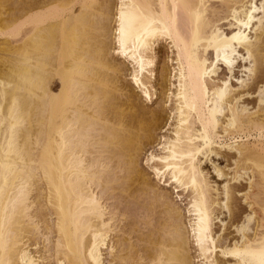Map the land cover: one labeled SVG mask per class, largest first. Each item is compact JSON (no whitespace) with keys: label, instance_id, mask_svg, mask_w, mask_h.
I'll use <instances>...</instances> for the list:
<instances>
[{"label":"bare ground","instance_id":"6f19581e","mask_svg":"<svg viewBox=\"0 0 264 264\" xmlns=\"http://www.w3.org/2000/svg\"><path fill=\"white\" fill-rule=\"evenodd\" d=\"M0 39V264H264V0H0Z\"/></svg>","mask_w":264,"mask_h":264},{"label":"rangeland","instance_id":"374dc122","mask_svg":"<svg viewBox=\"0 0 264 264\" xmlns=\"http://www.w3.org/2000/svg\"><path fill=\"white\" fill-rule=\"evenodd\" d=\"M0 41H1V39H0ZM163 44V45H162ZM162 44H160L159 45V47L158 46H155L156 47V54L158 55L154 60H155V62H154V65L152 66V68H154V71L152 72V75H151V79H150V83H151V85H153V88L151 89V92L152 91H154L153 89H155L156 88V93L152 96V102H147V101H145V104H144V100H143V96H141L140 94H142V93H140V92H138V88L136 89L134 86V88H135V90H134V92H137L136 93V95L137 94H139V99L137 98V100H139L140 102H143V105H145L146 107H150V108H156L158 105H157V103H158V100L160 101V99H159V96L156 98V94H158L159 95V87H158V83L160 82L159 80H160V78H159V76H158V74H159V71H160V66H161V64H163L164 62L165 63H167V59H166V57L168 56V55H170V52L168 51V45H167V43H162ZM158 47V48H157ZM166 51H167V53H166ZM165 52V53H164ZM166 54V55H165ZM162 57V58H161ZM113 58H114V55H113ZM116 59V58H115ZM164 61H163V60ZM116 60H118V61H121L122 59H116ZM162 62V63H161ZM168 64V63H167ZM169 67H170V62H169ZM157 66V67H156ZM238 70L236 71L237 73H236V76L238 75H244V72L243 71H241L240 69L241 68H237ZM131 69L129 68V70L127 71V72H129ZM128 76V75H127ZM125 77V82L127 83V84H130L129 83V79H128V77ZM236 79H233V83H235L236 81H235ZM159 81V82H158ZM158 82V83H157ZM263 83L262 82H259V84L258 85H262ZM131 85V84H130ZM129 85V87H131ZM158 91V92H157ZM256 95V93H253V95L252 96H249L248 98L250 99H248V98H246L245 96H243L242 97V99H241V101L242 100H244L245 102L244 103H247L248 104V107L250 108V107H252L253 106V103H252V101H251V99L253 98V100L254 99H256L257 97L255 96ZM142 97V98H141ZM248 101H247V100ZM143 100V101H142ZM147 102V103H146ZM240 104H242L241 102H240ZM163 133V132H162ZM161 132L160 133H157L158 135L157 136H159L160 134H162ZM148 147V146H147ZM146 147V148H147ZM154 147H148L147 149H145V150H143V152H142V156H141V160H140V166H141V168L143 169V170H145V171H148V168H147V166H146V164H145V158H146V156H147V154H148V152H150L151 150H153V151H155L156 149V147L153 149ZM158 148H157V150H156V152H158ZM225 158H227V157H222V156H220V155H213V157H212V160H214V162L217 164V166L218 167H221L224 171V173L226 172L227 174H228V176H219V177H217V175H216V172L214 171V168H213V166H212V163H210V162H203V167H204V170L207 172V175H208V178H209V180L211 181V183L212 184H215V185H218V184H222L221 182L225 179V178H229L230 176H231V173H230V170L233 168V162L231 161V158H229V160L232 162L231 164L229 163L230 161L229 160H225ZM229 161V162H228ZM233 165V166H232ZM231 168V169H230ZM229 172V173H228ZM226 173H225V175H226ZM147 176H149V178H151V179H153V182L154 181H156V179H154V177L152 178V172L150 171H148V174H147ZM247 181L244 179V180H242V183L243 184H247L246 183ZM161 184V185H160ZM159 185H160V190H164V192H166V193H168L169 194V196H170V198L173 200V202H175L177 205H179L181 208H184V203L185 202H187V194L186 193H184V192H182V191H178V194H176L175 192H173L174 190H173V186H169V185H165V183L163 184V183H160ZM163 186V187H162ZM175 190H177V189H175ZM177 196V197H176ZM113 199V198H112ZM111 199H109V200H106V201H108V202H111L112 201V203H113V201H114V199L113 200H111ZM111 203V204H112ZM122 205H120L119 207H121ZM112 207V206H111ZM121 208H123V207H121ZM220 217H223L224 218V214H221L220 215ZM119 218H120V216H119ZM128 220V221H127ZM125 221H126V223H125ZM122 222H124V223H122ZM122 224V225H121ZM124 224H127L126 226H124V228L125 227H128L129 225V217L126 219V220H122L121 221V223L119 222V226L121 225L122 226V228H123V225ZM120 226V227H121ZM142 230H144V229H142ZM120 233V232H119ZM134 235V234H133ZM137 235V234H136ZM135 235V236H136ZM118 237V236H117ZM115 238H116V236H115ZM135 239H136V237H134ZM134 238H132V239H134ZM32 246H34V247H36V245H32ZM31 246V247H32ZM40 246H42L41 244H39L37 247L39 248ZM33 247V249L31 248V250H35L36 248H34ZM41 248V247H40ZM39 248V250L41 251V249ZM39 251V252H40ZM41 253H42V251H41ZM35 254L36 255H40V253L38 254V252L36 253L35 252ZM104 256H105V254H103ZM50 264V263H49Z\"/></svg>","mask_w":264,"mask_h":264}]
</instances>
